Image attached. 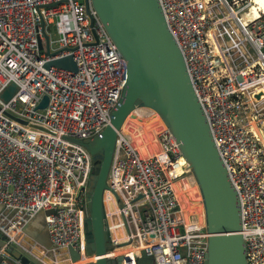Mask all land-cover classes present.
Returning a JSON list of instances; mask_svg holds the SVG:
<instances>
[{
  "label": "built area",
  "instance_id": "1",
  "mask_svg": "<svg viewBox=\"0 0 264 264\" xmlns=\"http://www.w3.org/2000/svg\"><path fill=\"white\" fill-rule=\"evenodd\" d=\"M159 2L238 193L247 264H264V13L252 10L253 0ZM67 55L76 71L45 66ZM126 77V61L90 0H0V264L17 261L7 247L28 241L23 227L39 212L51 247L34 240L28 247L37 243L41 258L64 257L51 264L73 263L69 247L81 263L122 255L121 264H137L144 251L151 264H205L208 233L184 212L177 183L191 173L166 126L146 156L128 127L117 131L103 192L113 247L104 255L86 250L92 159L68 137L102 136ZM10 84L15 90L3 100Z\"/></svg>",
  "mask_w": 264,
  "mask_h": 264
},
{
  "label": "water",
  "instance_id": "2",
  "mask_svg": "<svg viewBox=\"0 0 264 264\" xmlns=\"http://www.w3.org/2000/svg\"><path fill=\"white\" fill-rule=\"evenodd\" d=\"M90 1L126 61L127 77L102 136L88 139L68 137L83 145L92 159L87 194L88 216L84 221L87 252L104 255L113 247L105 219L103 192L108 187L117 131L135 108L148 107L160 116L170 131L199 189L208 233L205 264H247L238 193L218 153L184 57L168 29L159 0ZM42 50L39 45V51ZM46 51L51 56L57 53L50 52L48 44ZM51 65L76 71L71 55L45 63L46 67ZM14 90V84L7 86L1 94L2 99L7 100ZM46 103L47 96H43L37 108H44ZM5 242V236L0 233V246ZM43 247L49 249L51 244L45 241ZM7 250L19 264H47L25 246L11 243ZM68 250L75 264H121L123 258L122 255L116 258L102 256L95 261L81 263L78 253L72 247ZM137 264H151V257L142 251Z\"/></svg>",
  "mask_w": 264,
  "mask_h": 264
},
{
  "label": "bare ground",
  "instance_id": "3",
  "mask_svg": "<svg viewBox=\"0 0 264 264\" xmlns=\"http://www.w3.org/2000/svg\"><path fill=\"white\" fill-rule=\"evenodd\" d=\"M253 3L254 5L252 10L254 12L258 11L264 13V0H253ZM155 114V111L151 108L138 107L135 108L130 115H128L123 124V130H126V127L129 128L128 135L130 139L136 144L140 153L144 156L151 155L158 150L157 144H153L154 134L158 130H161V128H165L163 121ZM187 178L191 180L190 182H192L193 185L191 183L190 185H187L185 178H182L181 180L179 179L177 183V190L184 212L186 213V216H188L190 213L193 214L196 222L201 226H205V215L199 189L191 175H189ZM193 187H195V189H193ZM189 189L198 193L199 201L197 200V202L199 203L197 205L193 203V198H191L192 201H188L183 198ZM116 250L121 252L123 251V249Z\"/></svg>",
  "mask_w": 264,
  "mask_h": 264
},
{
  "label": "crops",
  "instance_id": "4",
  "mask_svg": "<svg viewBox=\"0 0 264 264\" xmlns=\"http://www.w3.org/2000/svg\"><path fill=\"white\" fill-rule=\"evenodd\" d=\"M23 232L28 237L27 238L25 236V239H28V241H25L23 246L31 249L36 255L40 256L39 252H40L41 247L37 245V243L42 246H43V242L45 241L50 243L49 236H48L46 227L43 222V216L41 217L35 216L30 221H28L23 227ZM32 240H34L37 243L34 244V246L30 248L28 247V243H31ZM42 258L43 260H45V262H47V264H51V262L54 263L55 260L64 262V257L60 255L54 258L50 254L47 253L45 257H42ZM12 264H19V263L18 261H16V262H13ZM67 264H71V263H67Z\"/></svg>",
  "mask_w": 264,
  "mask_h": 264
},
{
  "label": "rangeland",
  "instance_id": "5",
  "mask_svg": "<svg viewBox=\"0 0 264 264\" xmlns=\"http://www.w3.org/2000/svg\"><path fill=\"white\" fill-rule=\"evenodd\" d=\"M253 5H254V3H253ZM263 17H264V14H263ZM48 30H49V32H50V35H51V39H53V40H56L57 38H58V34L56 33V30H55V28H54V26L53 25H50L49 26V28H48ZM57 46V43L56 42H54L52 45H51V47L52 48H55ZM262 119H264V116H263V118ZM264 121V120H263ZM189 176V174L186 176V177H188ZM191 180L190 179H188V178H186L185 179V182H186V184L187 185H189V182H190ZM195 181V180H194ZM191 184H192V182H191ZM193 185V184H192ZM193 189H195V187H193ZM193 192V193H192ZM190 194H191V196H192V198H193V200H194V204H198L199 202H197V200L199 201V199H198V193L196 192V191H190ZM37 217H41L42 216V212H39L37 215H36Z\"/></svg>",
  "mask_w": 264,
  "mask_h": 264
}]
</instances>
